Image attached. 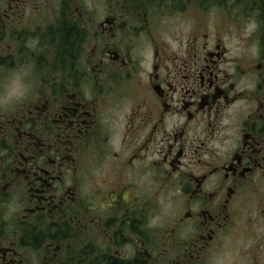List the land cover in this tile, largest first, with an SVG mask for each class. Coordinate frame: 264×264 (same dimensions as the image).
<instances>
[{
    "label": "flooded vegetation",
    "instance_id": "obj_1",
    "mask_svg": "<svg viewBox=\"0 0 264 264\" xmlns=\"http://www.w3.org/2000/svg\"><path fill=\"white\" fill-rule=\"evenodd\" d=\"M251 1L0 0V264H264Z\"/></svg>",
    "mask_w": 264,
    "mask_h": 264
},
{
    "label": "clouds",
    "instance_id": "obj_2",
    "mask_svg": "<svg viewBox=\"0 0 264 264\" xmlns=\"http://www.w3.org/2000/svg\"><path fill=\"white\" fill-rule=\"evenodd\" d=\"M30 71V66H22L18 70H13L3 93L0 94V108L13 107L21 104L30 96L31 84L27 79ZM20 211V203L13 200L7 205L5 218L9 220L14 219L15 215Z\"/></svg>",
    "mask_w": 264,
    "mask_h": 264
},
{
    "label": "rangeland",
    "instance_id": "obj_3",
    "mask_svg": "<svg viewBox=\"0 0 264 264\" xmlns=\"http://www.w3.org/2000/svg\"><path fill=\"white\" fill-rule=\"evenodd\" d=\"M223 4H221L222 7H224L225 10H232L235 7H240V9L244 10V8H248L252 1L251 0H221ZM210 8L213 7L212 10H220L216 9L215 5L213 6V3L210 2L209 4ZM237 9V8H235Z\"/></svg>",
    "mask_w": 264,
    "mask_h": 264
}]
</instances>
